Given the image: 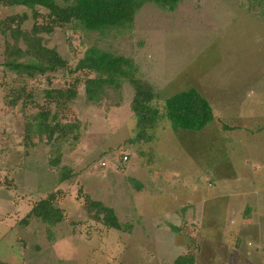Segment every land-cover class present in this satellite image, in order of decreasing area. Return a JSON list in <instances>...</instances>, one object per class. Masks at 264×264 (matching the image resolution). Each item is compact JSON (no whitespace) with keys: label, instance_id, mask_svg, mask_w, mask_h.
Instances as JSON below:
<instances>
[{"label":"rangeland","instance_id":"rangeland-1","mask_svg":"<svg viewBox=\"0 0 264 264\" xmlns=\"http://www.w3.org/2000/svg\"><path fill=\"white\" fill-rule=\"evenodd\" d=\"M24 13L30 32L25 8L0 6V24ZM39 37L66 69L33 78L8 70L0 35V261L171 264L191 254L194 264H264V0H179L173 12L149 3L129 30L65 26ZM92 46L126 61V73L157 94L152 107L192 88L215 121L201 132H173L166 120L140 131L126 80L88 102L91 74L71 70ZM76 78L57 120L74 124L77 140L28 138L26 124L48 107L45 91ZM51 193L63 220L21 223ZM86 201L111 208L124 230L90 219Z\"/></svg>","mask_w":264,"mask_h":264},{"label":"trees","instance_id":"trees-1","mask_svg":"<svg viewBox=\"0 0 264 264\" xmlns=\"http://www.w3.org/2000/svg\"><path fill=\"white\" fill-rule=\"evenodd\" d=\"M179 0H0L5 8L21 7L31 12L34 25L30 32L21 29L26 15H12L2 20L0 35L5 38L3 66L16 74L33 78L45 76L59 69H66L65 61L54 49L43 45L40 34H51L57 28L65 26L89 33L104 36L112 31L129 30L132 28L136 14L145 4H153L161 10L173 12ZM40 21V24L37 23ZM7 37L12 43L7 41ZM71 73H88L91 77L83 80L84 92L88 102H99L108 88L119 89L121 81H128L134 91L130 105L137 119L140 131L151 129L158 120H166L173 132H201L215 121L210 103L195 89H188L172 95L164 100L163 108L152 107L158 98L150 86L133 75L126 73V61L97 47H89L78 60ZM93 75V76H92ZM76 78L66 89H48L44 93L47 108H41L33 121L26 124L27 137L34 133L38 137L46 136L48 142H59L62 139L77 140L74 124H60L58 113L76 96ZM24 93L25 91L22 90ZM30 93L24 96L30 99ZM20 97H18L19 99ZM55 107V112L49 108ZM224 130H235V127L223 125ZM127 158V157H126ZM51 162L56 165L59 156ZM66 176L61 179L64 180ZM53 193L35 203L21 223L27 224L36 219L46 228L56 226L63 220L62 212L55 206ZM85 212L96 223L108 229L123 231L114 211L100 203L86 201ZM92 210H94L92 212ZM179 232V228L172 227ZM0 264H8L0 261ZM171 264H194L190 254L178 256Z\"/></svg>","mask_w":264,"mask_h":264},{"label":"built area","instance_id":"built-area-1","mask_svg":"<svg viewBox=\"0 0 264 264\" xmlns=\"http://www.w3.org/2000/svg\"><path fill=\"white\" fill-rule=\"evenodd\" d=\"M127 158H126V156L123 158V160L125 161Z\"/></svg>","mask_w":264,"mask_h":264}]
</instances>
